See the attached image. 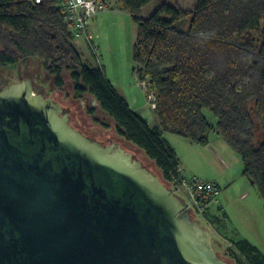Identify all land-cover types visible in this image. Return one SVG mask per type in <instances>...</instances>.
Wrapping results in <instances>:
<instances>
[{"label": "trees", "instance_id": "1", "mask_svg": "<svg viewBox=\"0 0 264 264\" xmlns=\"http://www.w3.org/2000/svg\"><path fill=\"white\" fill-rule=\"evenodd\" d=\"M61 2L0 0V67L30 59L57 87L68 71L74 96H92L167 185L184 178L164 134L205 147L215 133L239 155L242 175L264 204V0H195L192 8L118 0L136 24L132 71L155 97L156 126L129 108L100 66L83 60ZM150 4L152 12L143 16ZM227 255L233 264H264V253L247 239L233 240Z\"/></svg>", "mask_w": 264, "mask_h": 264}, {"label": "water", "instance_id": "2", "mask_svg": "<svg viewBox=\"0 0 264 264\" xmlns=\"http://www.w3.org/2000/svg\"><path fill=\"white\" fill-rule=\"evenodd\" d=\"M31 73L0 85V264H233L176 187Z\"/></svg>", "mask_w": 264, "mask_h": 264}, {"label": "rangeland", "instance_id": "3", "mask_svg": "<svg viewBox=\"0 0 264 264\" xmlns=\"http://www.w3.org/2000/svg\"><path fill=\"white\" fill-rule=\"evenodd\" d=\"M166 1L172 5L179 4L184 8H192L195 3V0ZM106 2L107 10H114L118 5V0H106ZM153 5L147 6L142 15L148 16L153 10ZM122 17L129 16L114 17V20L111 23L107 22L104 28L92 25L91 30L96 31L97 34L94 35V42L100 46L98 47V60L87 46L83 36L76 37L74 44L88 66H100L106 79L122 94H125L130 109L150 126H156L158 123L156 111L147 98L145 87L132 71L136 24L131 18H125V20ZM29 72H32L35 84L43 89L45 95L58 99L61 103L68 102L71 107L73 125L80 127L84 133L95 135L98 139L110 135L127 150L135 153L153 171L160 173L142 151L118 135L113 122L93 103L92 96L89 94L78 98L74 96L68 71H63V86L57 87L53 83V76L43 69L40 63L26 59L1 66L0 84L11 76L16 77L18 73L26 75ZM90 107L94 109L93 114L87 112ZM205 115L209 122L215 124L216 119L209 112L205 111ZM164 136L173 144L172 147L176 151L179 162V170L185 181L208 180L214 182L218 187L212 201L205 202L201 211L195 209V201L193 202L187 195L182 184L178 185L177 192L185 201L190 202L191 207L193 206V209L191 208L193 216L210 230L214 248L224 258L233 261L227 255L228 248L233 246V240L250 238L255 240L254 244L264 253L263 200L256 188L249 184L242 175V162L239 155L215 133H211L210 143L205 147L192 144L177 136L169 134H164ZM173 138L177 139L178 143L174 142ZM256 237H259L258 241L255 239Z\"/></svg>", "mask_w": 264, "mask_h": 264}, {"label": "built area", "instance_id": "4", "mask_svg": "<svg viewBox=\"0 0 264 264\" xmlns=\"http://www.w3.org/2000/svg\"><path fill=\"white\" fill-rule=\"evenodd\" d=\"M35 2H40V0H35ZM61 6L66 21L71 23V29L75 37L83 36L89 49L98 60V47L93 43L92 36L87 33V27L89 20L93 15L107 9L106 0H62ZM142 85L144 86L145 83L142 82ZM147 98L150 100L151 105L154 108V95L152 93H147ZM181 184L185 187L184 189L186 190L187 195L193 202L195 201V209L198 211H201L202 203L212 201L218 191L217 185L207 180L194 179L190 182L183 180ZM175 187L178 192V186ZM187 202L191 207L190 202ZM191 208L193 209V206Z\"/></svg>", "mask_w": 264, "mask_h": 264}, {"label": "crops", "instance_id": "5", "mask_svg": "<svg viewBox=\"0 0 264 264\" xmlns=\"http://www.w3.org/2000/svg\"><path fill=\"white\" fill-rule=\"evenodd\" d=\"M121 12V13H119ZM123 14H126V15H123ZM119 16H129V14H127L126 12L122 11L120 8H119V3L118 5L116 6V8L114 10L110 9V10H105V11H102V12H99L95 15H93L90 20H89V24H88V27H87V33L90 34L92 36V40H93V43L95 44L94 42V35L96 34V31L94 30H91L93 27L92 25L94 26H101V27H105V25H107V22H110L114 20V17H119ZM122 18H131L130 16L129 17H122ZM126 20V19H125ZM132 20V19H131ZM133 21V20H132ZM91 25V26H90ZM97 35V34H96ZM86 42V41H85ZM87 44V43H86ZM96 45V44H95ZM88 46V45H87ZM97 47H100L98 44L96 45ZM114 86V85H113ZM116 89L117 87L114 86ZM118 90V89H117ZM118 92L125 98V100L127 101V103L129 102L128 101V98L125 96V94H122L119 90ZM94 101H96L94 98H93V103ZM129 105V104H128ZM98 106V105H97ZM130 106V105H129ZM130 108V107H129ZM174 136V135H172ZM165 137V136H164ZM175 137V136H174ZM166 138V137H165ZM180 138V137H179ZM167 140V139H166ZM174 142H177L178 143V140L173 138L172 139ZM169 142V144L171 146H173L172 142L167 140ZM179 166V164H178ZM180 171V170H179ZM208 181V180H207ZM214 183V182H213ZM210 204V203H209ZM209 204H207L209 206ZM258 238V239H257ZM250 242H253V244L255 243L254 239L251 240L250 238H248ZM247 239V240H248ZM257 241L259 240V237H256L255 238ZM257 243V242H256Z\"/></svg>", "mask_w": 264, "mask_h": 264}, {"label": "flooded vegetation", "instance_id": "6", "mask_svg": "<svg viewBox=\"0 0 264 264\" xmlns=\"http://www.w3.org/2000/svg\"><path fill=\"white\" fill-rule=\"evenodd\" d=\"M3 84V83H2ZM1 85V84H0ZM36 90H43L42 88L38 87V84H36ZM47 96V95H46Z\"/></svg>", "mask_w": 264, "mask_h": 264}]
</instances>
